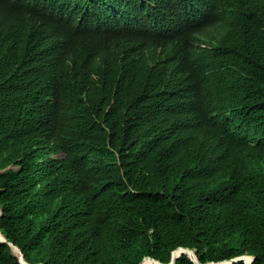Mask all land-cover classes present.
<instances>
[{
	"label": "trees",
	"instance_id": "trees-1",
	"mask_svg": "<svg viewBox=\"0 0 264 264\" xmlns=\"http://www.w3.org/2000/svg\"><path fill=\"white\" fill-rule=\"evenodd\" d=\"M63 1H5L24 23H41L40 36L59 42L63 31L71 46L60 90L23 108L10 84L24 83L27 70L0 72L2 235L28 264H169L184 242L201 264L244 255L264 264V19L246 16L236 0H130L116 12L121 0ZM205 6L214 15L227 10L232 24L201 18ZM170 20L214 41L181 66L177 84L197 126L187 141L131 129L126 97L110 104L111 85L71 68L92 56L82 42L118 38L117 53L130 51L160 40ZM223 76L239 82L250 105L225 126L205 117ZM0 264H21L1 241Z\"/></svg>",
	"mask_w": 264,
	"mask_h": 264
},
{
	"label": "clouds",
	"instance_id": "clouds-1",
	"mask_svg": "<svg viewBox=\"0 0 264 264\" xmlns=\"http://www.w3.org/2000/svg\"><path fill=\"white\" fill-rule=\"evenodd\" d=\"M5 1L0 0V72L17 71L21 68L27 70L28 75L24 83L14 81L10 84L14 92L23 100V108L29 99L50 95L60 90L59 69L63 55L71 45L65 44L62 39L65 35L63 31L58 35L59 42L40 36L38 31L41 23L34 26L24 23L18 16L8 12ZM31 1L33 6L44 2V0ZM76 1L65 0L63 3L68 7H77ZM236 1L246 16L264 19V0ZM129 5L130 0H121L113 8V12ZM200 17L203 19L211 17L218 27L228 28L232 24V15L227 10L214 15L209 6L201 9ZM160 37H162L160 40L146 44L139 43L130 51L120 53H117L118 38L105 44L82 42L81 44L92 52V56L84 62L71 65V68L78 75L92 78L103 86L111 85L110 104L118 94L126 97L128 108L125 111V119L131 129H146L149 133H155L162 138L166 136L176 141H187L196 134L197 126L190 117L187 101L177 84L184 77L181 66L186 54L206 48L214 41L205 31L189 34L174 20L164 25ZM19 47H27V53L21 50L13 52ZM231 79L223 76L217 87L208 93L212 105L210 111L205 112L207 119L217 118L224 126L227 121L232 125L234 120L246 116L241 111L245 113V108L250 107L245 105L238 93L236 85L239 87V82H230L233 81ZM110 109L111 105L107 109V114ZM235 110L239 111V115ZM58 157H66V154L60 153ZM13 169L17 170V168ZM180 249H190L194 258L182 254ZM246 256L248 255L235 259ZM248 257L252 258L251 262L254 264L255 257L251 255ZM181 259H187L192 264H198L199 261L194 249L185 242L172 252L169 264L174 260L177 264Z\"/></svg>",
	"mask_w": 264,
	"mask_h": 264
},
{
	"label": "bare ground",
	"instance_id": "bare-ground-1",
	"mask_svg": "<svg viewBox=\"0 0 264 264\" xmlns=\"http://www.w3.org/2000/svg\"><path fill=\"white\" fill-rule=\"evenodd\" d=\"M226 104H227V101H226ZM0 239L1 240H4L5 239L1 232H0ZM180 251H181L182 254L191 255V258H194V255H193V253L190 252V249H180ZM13 252H14V255H16L25 264V261L23 260V257H22V254H21L19 248L13 247ZM177 255H179V252L177 253ZM244 259H246L248 261V264L252 260V258H250L248 256H246V258H244ZM226 263H229V262H226ZM142 264H158V263L157 262L154 263L152 261L145 260ZM223 264H224V262H223Z\"/></svg>",
	"mask_w": 264,
	"mask_h": 264
},
{
	"label": "water",
	"instance_id": "water-1",
	"mask_svg": "<svg viewBox=\"0 0 264 264\" xmlns=\"http://www.w3.org/2000/svg\"><path fill=\"white\" fill-rule=\"evenodd\" d=\"M2 211H0V217L2 216ZM5 238V237H4ZM0 241L1 242H3V243H6V244H8L11 248H12V251H13V247H15L13 244H11V243H9L7 240H6V238L4 239V240H1L0 239ZM20 250V249H19ZM20 252H21V254H22V257H23V260L25 261V258H24V255H23V253H22V251L20 250ZM14 253V252H13ZM16 256V255H15ZM17 257V256H16ZM18 258V257H17ZM19 259V258H18ZM147 259H150V260H152V261H155L154 259H152V258H147ZM146 260V259H145ZM145 260H143L142 261V263L145 261ZM19 261H20V263L21 264H24V262L22 261V260H20L19 259ZM156 262V261H155ZM229 263L228 264H234V263H238V262H243V263H245V264H248V261L246 260V259H244V257L243 258H238V259H235V260H231V261H228ZM141 263V264H142ZM158 264H162L161 262H157ZM253 262H251L250 261V263L249 264H252ZM25 264H28L26 261H25ZM171 264H176V260H174L173 261V263H171ZM198 264H200L199 263V261H198Z\"/></svg>",
	"mask_w": 264,
	"mask_h": 264
},
{
	"label": "rangeland",
	"instance_id": "rangeland-1",
	"mask_svg": "<svg viewBox=\"0 0 264 264\" xmlns=\"http://www.w3.org/2000/svg\"><path fill=\"white\" fill-rule=\"evenodd\" d=\"M230 112H232L231 110H230ZM146 260H148V261H152V260H150V259H146ZM152 262H154L155 263V261H152ZM157 262V261H156ZM226 262H224V264H225ZM221 264H223V263H221ZM226 264H228V263H226Z\"/></svg>",
	"mask_w": 264,
	"mask_h": 264
}]
</instances>
